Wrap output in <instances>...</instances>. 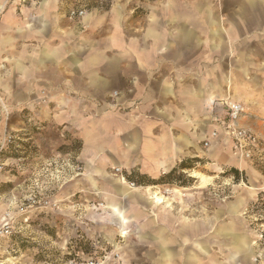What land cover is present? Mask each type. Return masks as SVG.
I'll use <instances>...</instances> for the list:
<instances>
[{
    "label": "crops",
    "instance_id": "1",
    "mask_svg": "<svg viewBox=\"0 0 264 264\" xmlns=\"http://www.w3.org/2000/svg\"><path fill=\"white\" fill-rule=\"evenodd\" d=\"M221 1L215 7L213 0H109L103 10L70 18L69 10L83 8L74 0H12L1 14L3 95H13L19 84L24 107L35 109L43 123V136L61 129L78 138L84 176L120 170L110 181L120 200L107 202L115 221L135 219L125 198L153 209L172 207L153 201L157 186L131 195L123 172L158 179L199 156L217 169L239 167L221 125L227 100L254 107L253 95L238 96L234 83L264 82V0ZM262 132L254 133L264 141ZM193 178L196 189L212 181L202 185ZM167 190L179 199L188 191ZM232 229L212 232L210 246L199 241L194 249L183 248L190 240L184 228L176 238L164 229L137 238L156 243L151 264H254L250 244ZM222 239L230 246L214 250Z\"/></svg>",
    "mask_w": 264,
    "mask_h": 264
},
{
    "label": "rangeland",
    "instance_id": "2",
    "mask_svg": "<svg viewBox=\"0 0 264 264\" xmlns=\"http://www.w3.org/2000/svg\"><path fill=\"white\" fill-rule=\"evenodd\" d=\"M74 1L77 7L83 6L86 15L110 4L109 0ZM221 3L219 0L213 6L221 7ZM259 37L263 39L264 35ZM15 84L13 95L6 97L0 87V98L6 107L2 108L0 102V158L5 164L0 172V215L9 199H23L27 191L38 193L52 205L34 209L30 226L4 242L6 264H70L90 260H102L106 264H151L156 243L139 241L138 234L153 236L164 229L161 232L176 238L178 230L184 228L190 240L183 248L194 249L199 241L210 246L212 232L231 227L250 244L255 257L253 263L264 264V201L259 190L264 186L263 161L253 165L238 160L239 167L228 165L217 169L199 156V159H185L184 169L178 167L179 163L175 172L158 179L140 175L137 170L123 172L122 178L132 188L131 195H136L137 188L157 186L160 193L151 195L153 201L164 206L172 203L171 209H153L144 202L137 205L125 198L123 203L128 215L135 219L123 224L114 220L107 206L108 199L120 200L110 186L111 178L116 179L118 173L107 171L110 178L84 176L83 164L78 158L83 153L81 141L61 129L45 131L43 136V123L34 114L35 109L24 107L19 84ZM234 86L239 89L235 92L238 96L254 97V107L240 102L244 114L238 125L260 136L264 130V82H237ZM49 101L44 99L43 103L49 104ZM64 157L71 161H65ZM93 168H97L94 163ZM234 169L238 175L233 174ZM193 177H198L202 185L208 184V177L212 181L196 189L199 183ZM171 188L188 191L180 199L172 198L166 192ZM230 205L236 210L229 212ZM197 225L198 231L191 230ZM179 243L178 239L176 245ZM176 245L172 247L178 248ZM227 246L230 245L222 239L213 249L225 250Z\"/></svg>",
    "mask_w": 264,
    "mask_h": 264
},
{
    "label": "built area",
    "instance_id": "3",
    "mask_svg": "<svg viewBox=\"0 0 264 264\" xmlns=\"http://www.w3.org/2000/svg\"><path fill=\"white\" fill-rule=\"evenodd\" d=\"M11 1L12 0H5L4 3L0 5V17L5 6ZM213 1L218 2L219 0ZM85 15L86 12L82 9H71L68 12L70 18H82ZM0 102L2 108L6 109L1 98ZM225 106L227 110V119L221 125V129L224 136L230 140L232 154L239 161L248 162L253 165L262 164V161L264 163V142L251 130L238 125L239 119L244 114L243 105L232 100H227ZM216 135V132L213 133V136ZM8 140H10V138ZM204 145L207 146L208 143ZM4 166L5 164L0 158V172L3 171ZM115 172L118 173L120 170L115 169ZM259 190L262 194L261 200L264 201V186L259 188ZM37 194L38 193L34 191H27L24 193L23 199H16V197H14L9 199L7 204H5L6 208L0 215V264H6L7 262L4 257V242L14 235L22 233L24 227L30 226L31 213L34 209H43L47 205H52ZM53 206L57 207V203H54ZM70 264H106V261L90 260Z\"/></svg>",
    "mask_w": 264,
    "mask_h": 264
},
{
    "label": "trees",
    "instance_id": "4",
    "mask_svg": "<svg viewBox=\"0 0 264 264\" xmlns=\"http://www.w3.org/2000/svg\"><path fill=\"white\" fill-rule=\"evenodd\" d=\"M186 162V161H185ZM184 161L183 162H181L180 163V165L178 166L180 169H184V163H185ZM173 172H175V169H173L172 171H170L169 173H167L166 175L168 176V175H170V174H172ZM233 174L234 175H238V173H237V171L234 169L233 170Z\"/></svg>",
    "mask_w": 264,
    "mask_h": 264
},
{
    "label": "bare ground",
    "instance_id": "5",
    "mask_svg": "<svg viewBox=\"0 0 264 264\" xmlns=\"http://www.w3.org/2000/svg\"><path fill=\"white\" fill-rule=\"evenodd\" d=\"M204 182L206 181V180H203ZM166 192L169 194V190H166ZM156 195V194H155ZM154 195V196H155ZM158 198V197H157ZM156 200V199H155ZM161 200V199H160ZM158 201H159V199H158ZM255 261V258L253 259V262Z\"/></svg>",
    "mask_w": 264,
    "mask_h": 264
}]
</instances>
